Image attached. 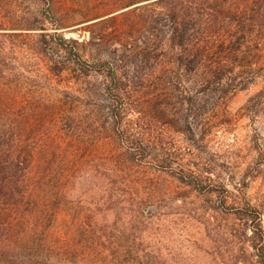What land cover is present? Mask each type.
Wrapping results in <instances>:
<instances>
[{"label": "trees", "instance_id": "trees-1", "mask_svg": "<svg viewBox=\"0 0 264 264\" xmlns=\"http://www.w3.org/2000/svg\"><path fill=\"white\" fill-rule=\"evenodd\" d=\"M132 6V11L88 21L89 30L120 21V27L114 28L127 31V36L114 43L106 41L109 28L91 32L83 40L67 39L58 32L46 33L45 27L34 22L9 29L0 17V264H103L69 258L70 248L54 246L49 240L51 227L38 224L42 220L54 226L57 216L63 214L61 201L67 194L61 189L69 176L63 171L64 161L58 160L65 150L52 151L42 176H33L35 156L41 152L42 158L46 152L26 144L27 132L30 142L52 137L56 146L64 134L60 128L55 133L49 127L47 132L37 131L39 120L31 119L35 106L23 96L20 78L16 79L8 58V45L20 35L8 30L44 31L37 35L38 43L50 56V70L59 77L72 71L75 80L86 83L85 95L95 100L89 106L98 111L104 137L111 146L105 166L114 184L120 178L116 173L120 156L125 157L124 165H145L164 127L178 128L194 138L200 125L204 143L205 126L209 125L203 123L205 117L252 86L260 89L244 107L248 117L256 120L258 105L264 104V0H131L125 8ZM47 45L53 47L52 52ZM91 76L97 78L95 83H89ZM149 81L150 93H146ZM146 95L150 102L136 106L135 97L144 99ZM27 110L31 113L28 119ZM130 113L136 115L132 125L125 123ZM256 143L259 157H263L256 167L259 174L264 166V145ZM162 158L160 167L172 168ZM56 160V175L51 176L48 169ZM41 164L37 163L38 170ZM179 180L203 195L213 178L183 168ZM229 197L220 199L223 205ZM145 203L142 199L133 211L139 218L147 216ZM110 206L117 215L115 224L123 223V203L116 201ZM232 206L226 213L239 226L230 235L243 238L252 257L244 264H264V210L247 195L234 200ZM125 250L123 253L128 252ZM133 253L136 258L127 259L126 264H146L143 251Z\"/></svg>", "mask_w": 264, "mask_h": 264}, {"label": "rangeland", "instance_id": "rangeland-1", "mask_svg": "<svg viewBox=\"0 0 264 264\" xmlns=\"http://www.w3.org/2000/svg\"><path fill=\"white\" fill-rule=\"evenodd\" d=\"M130 1L0 0V17L9 29L25 28L34 22L45 27L46 33L58 32L67 39L83 40L85 36L90 37L91 32L109 28L111 34L106 36V41L114 43L127 36V31L114 28L120 27V21L91 30L87 29L88 21L132 11L134 6L125 8ZM58 27L61 29L57 30ZM8 31L20 35L13 39L14 44L8 45L10 67L16 72V79L20 78L23 96L36 109L32 117L27 110L25 118L39 120L35 124L39 126V133L47 132L49 127L53 133L60 128L64 134L59 146L52 144V137H40L35 142H30L29 132L26 137V144L46 152L42 158L41 152L35 156V178L42 176V167L52 158V151L65 150L64 155L58 157L64 161L66 170H62L69 176V182L61 189V193L65 190L67 194V199L61 201L63 214L57 216L54 226L50 221L38 222L43 228L51 227L49 240L54 246L70 248L69 258L103 264H126L127 259L136 258L135 250L145 253L146 264H244L245 260L252 261L243 238L230 235L239 225L226 212L233 207V201H240L243 195L264 210V166L259 174L256 169L263 158L256 150V141L264 145V104L258 105L260 112L256 120L248 117L244 107L259 91L258 86L239 93L205 117L203 123L209 125L205 126L204 143L200 125L194 138L178 128L164 127V134L160 133V142L154 145L153 154L145 159V165H124L125 157L120 156L122 162L116 172L120 178L114 184L105 166L111 146L104 137L98 111L89 106L95 100L85 95L86 83L75 80L77 76L72 71L59 77L50 70V56L38 43L37 35L44 31ZM47 47L52 52L53 47ZM95 81V76L89 78V83ZM145 92L150 93V81L145 85ZM135 102L136 106L148 104L150 97H135ZM135 118L136 115L130 113L125 123L132 125ZM161 157L166 159V164L171 163L172 168H161ZM37 163H42L41 170ZM56 163L57 160L48 169L51 176L56 175ZM183 168L213 178L204 188L205 194L200 195L180 182ZM58 175L61 176L59 172ZM226 196L230 197L227 205H223L220 199ZM142 199L146 201L143 209L147 216L139 218L133 211H137L136 205ZM116 201L125 206L123 223L119 225L115 224L116 205L110 208ZM123 246L128 252L123 253Z\"/></svg>", "mask_w": 264, "mask_h": 264}]
</instances>
